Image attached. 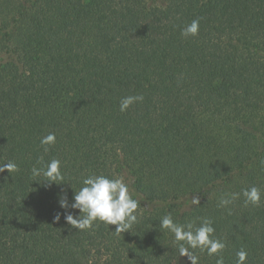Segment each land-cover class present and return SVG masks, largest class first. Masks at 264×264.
<instances>
[{
    "label": "trees",
    "instance_id": "1",
    "mask_svg": "<svg viewBox=\"0 0 264 264\" xmlns=\"http://www.w3.org/2000/svg\"><path fill=\"white\" fill-rule=\"evenodd\" d=\"M193 20L198 35L182 36ZM40 157L60 160L59 185L32 175ZM7 162L19 170L0 174V264H178L169 214L211 219L225 264L241 249L264 264V0H0ZM90 175L123 178L140 201L130 231L65 222L60 196L71 203ZM253 186L261 203L246 206Z\"/></svg>",
    "mask_w": 264,
    "mask_h": 264
},
{
    "label": "clouds",
    "instance_id": "2",
    "mask_svg": "<svg viewBox=\"0 0 264 264\" xmlns=\"http://www.w3.org/2000/svg\"><path fill=\"white\" fill-rule=\"evenodd\" d=\"M199 20H193L181 32L184 37L196 36L199 32ZM137 101H143V96L134 95L124 97L120 102V111H127ZM56 136L54 133L41 138V145L44 151H49V146L54 145ZM41 167L31 169L34 177L43 175L46 178V186L64 179L61 171V162L58 159H52L47 164L44 163L43 157L37 161ZM18 166L15 162H7L0 165V174L7 171L12 174L17 172ZM83 187L75 191L73 201L69 203L67 195H61L58 203L59 207L64 210L65 222L79 230L91 229L97 221L107 225H115L116 234L125 233L133 228L138 222L137 210L141 207L140 201L133 198L129 186L123 178L109 179L104 175H90L82 181ZM240 194L232 193L222 196L218 206L227 207L238 198ZM242 195L245 198L244 203L258 206L261 203V191L253 186L250 189H244ZM201 203L199 196H193L191 205L199 206ZM78 210L80 215L73 214ZM61 214L57 213L54 217L59 222ZM213 221L208 218H201V224L196 227L194 222L179 224L174 222L171 214L162 217L160 228L170 231L174 236V243L177 245L180 257H187L190 264H199V252H207L208 256H217L216 264H225L224 258L220 255L226 248V244L218 239L213 238L215 229L212 226ZM236 264H246L247 252L241 249L236 253Z\"/></svg>",
    "mask_w": 264,
    "mask_h": 264
},
{
    "label": "rangeland",
    "instance_id": "3",
    "mask_svg": "<svg viewBox=\"0 0 264 264\" xmlns=\"http://www.w3.org/2000/svg\"><path fill=\"white\" fill-rule=\"evenodd\" d=\"M178 264H190L187 257H180Z\"/></svg>",
    "mask_w": 264,
    "mask_h": 264
}]
</instances>
